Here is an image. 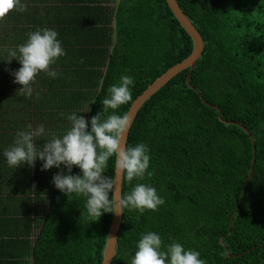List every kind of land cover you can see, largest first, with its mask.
<instances>
[{
  "label": "trees",
  "instance_id": "trees-1",
  "mask_svg": "<svg viewBox=\"0 0 264 264\" xmlns=\"http://www.w3.org/2000/svg\"><path fill=\"white\" fill-rule=\"evenodd\" d=\"M177 1L205 47L190 84L187 69L138 113L127 145L149 147L153 174L132 184L124 179L123 194L150 183L165 203L143 214L125 210L112 264H128L148 231L164 244L198 250L206 264H264V0ZM22 3L26 11L0 18V56L44 27L59 33L67 55L51 66L60 75L39 74L27 98L10 74L19 62L0 61V154L29 124L62 134L73 111L106 118L102 101L122 75L135 80L131 101L116 110L128 113L193 50L166 0ZM41 165L12 169L0 155V203L14 202L0 210V264H102L113 213L87 216L86 198L61 193L52 183L59 169ZM112 167L110 159L105 175H114Z\"/></svg>",
  "mask_w": 264,
  "mask_h": 264
},
{
  "label": "clouds",
  "instance_id": "clouds-1",
  "mask_svg": "<svg viewBox=\"0 0 264 264\" xmlns=\"http://www.w3.org/2000/svg\"><path fill=\"white\" fill-rule=\"evenodd\" d=\"M26 8L22 0H0V18L10 11L24 12ZM58 37L55 29L37 28L27 34L23 43L7 48L0 56V61L7 64L13 60L19 62L20 67L10 74L13 82L21 85L18 91L26 98L32 96L39 74L54 79L60 75L51 67L67 55ZM134 86L131 75H122L119 84L108 88V96L102 101L106 118L102 119L98 112L89 120L78 115L84 110L73 111L66 115L70 127L62 134L47 131L42 123L35 127L29 124L27 130L16 132L12 143L0 155L12 169L24 165L33 167L37 160L42 161L41 170L59 169L52 183L68 197L74 194L86 198L84 209L89 217L99 219L105 213L119 214L126 209L140 214L158 210L165 200L150 183H135L127 194H120L118 199L116 195L117 174L129 184L153 174L149 147L143 142L134 146L125 143L130 118L127 113L120 115L116 111L131 101ZM60 115L65 116V113ZM39 140L44 143L38 144ZM110 159L114 172L111 177L105 175ZM74 167H78L80 173L73 174ZM135 247L128 264H206L198 250L187 249L175 240L164 244L160 234L154 231L143 233Z\"/></svg>",
  "mask_w": 264,
  "mask_h": 264
},
{
  "label": "water",
  "instance_id": "water-1",
  "mask_svg": "<svg viewBox=\"0 0 264 264\" xmlns=\"http://www.w3.org/2000/svg\"><path fill=\"white\" fill-rule=\"evenodd\" d=\"M168 3L169 8L171 9L172 13L176 17V19L179 21L181 26L184 27V30L189 34V36L193 40V50L191 54L184 59L183 61L175 64L170 69H168L164 74H162L159 78H157L148 88L139 95L133 104L131 105L128 115L130 118V126L125 136V143L128 144L130 132L132 130V127L136 121V118L138 116V113L140 112L141 108L144 106V104L157 92H159L165 85H167L172 79H174L176 76H178L181 72L190 69V74L187 79L188 84H190V79L192 76V73L201 58L205 43L203 40V37L201 36L199 30L197 29V26L193 24V22L190 20V18L187 16V14L183 11L181 6L179 5L177 0H166ZM201 98L204 100V98L201 96ZM207 104H209L206 100H204ZM218 109L217 106H213ZM220 119H222L221 111L219 110ZM234 123V122H232ZM246 130V129H245ZM248 133V131L246 130ZM255 149V148H254ZM255 162V161H254ZM253 169L250 174V177L248 179L246 188L248 186V183L252 177ZM123 181L124 178L117 174V183H116V195L117 199L119 198L120 194H123ZM245 198V195H244ZM243 198V199H244ZM123 220V213L114 214L113 213V219L110 226V230L108 233V239L107 244L104 249V259L102 264H112L115 256L117 255V247H118V238H119V232L120 227Z\"/></svg>",
  "mask_w": 264,
  "mask_h": 264
},
{
  "label": "crops",
  "instance_id": "crops-1",
  "mask_svg": "<svg viewBox=\"0 0 264 264\" xmlns=\"http://www.w3.org/2000/svg\"><path fill=\"white\" fill-rule=\"evenodd\" d=\"M9 204H14V202L13 203H8L7 201H2L1 203H0V210H3L4 208H6ZM18 230L19 229H17V232H18ZM34 231H35V228L33 229V234H31V238L33 239L34 237ZM19 246V245H18ZM19 248H20V246H19ZM31 248H33V246H31Z\"/></svg>",
  "mask_w": 264,
  "mask_h": 264
},
{
  "label": "rangeland",
  "instance_id": "rangeland-1",
  "mask_svg": "<svg viewBox=\"0 0 264 264\" xmlns=\"http://www.w3.org/2000/svg\"><path fill=\"white\" fill-rule=\"evenodd\" d=\"M117 2H118V0H111V5H110V6L113 7L112 3H113L114 5H116ZM36 218H37V217H36ZM39 231H40V226H39V228H36V227H35L34 236H33V237H34V238H33V241L36 240Z\"/></svg>",
  "mask_w": 264,
  "mask_h": 264
}]
</instances>
